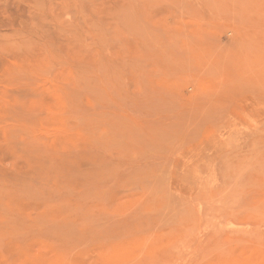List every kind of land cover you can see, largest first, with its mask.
I'll return each instance as SVG.
<instances>
[{"label":"rangeland","instance_id":"obj_1","mask_svg":"<svg viewBox=\"0 0 264 264\" xmlns=\"http://www.w3.org/2000/svg\"><path fill=\"white\" fill-rule=\"evenodd\" d=\"M0 264H264V0H0Z\"/></svg>","mask_w":264,"mask_h":264}]
</instances>
